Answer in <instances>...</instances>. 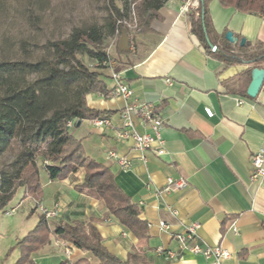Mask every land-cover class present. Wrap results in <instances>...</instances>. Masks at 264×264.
<instances>
[{
  "label": "crops",
  "instance_id": "crops-1",
  "mask_svg": "<svg viewBox=\"0 0 264 264\" xmlns=\"http://www.w3.org/2000/svg\"><path fill=\"white\" fill-rule=\"evenodd\" d=\"M183 5L182 0H168L152 23L151 33L132 35L128 53L116 50L111 54L112 69L133 89L134 97L154 105L164 116L165 154L139 153L132 141L119 142L115 130H99L91 121H82L72 131L86 156L109 167L116 185L142 209L148 237L138 240L107 210L103 200L75 190L74 186L83 183L84 170L63 181H51L42 170L40 203L26 197L24 189L17 192L23 197L18 207L30 202L32 210L25 215L31 227L23 238L44 217L39 206L58 207V218L44 217L52 229L63 223L93 221L103 245L121 261L134 254L141 264H210L189 252L169 261L155 254L159 248L179 252L175 237L186 225L196 223L202 244L231 254L223 264H264V180H251V157L264 151V86L256 99L244 95L252 81V75H245L249 66L227 67L207 56L191 34ZM209 13L218 34L232 32L252 45L264 44L262 16L225 7L219 0L210 3ZM103 75L111 92V69ZM86 103L101 117L111 119L115 128L120 126L118 115L126 105L124 99L111 93L108 97L90 94ZM109 151L129 159L131 170L122 171L116 161L108 160ZM169 179H182L188 186L165 192ZM162 222L170 226L168 231L161 229ZM232 223L237 233L229 230ZM65 246L72 247L51 235L48 245L32 258L35 264H61L67 260ZM72 253L70 264L82 259L97 263L87 252L74 249Z\"/></svg>",
  "mask_w": 264,
  "mask_h": 264
},
{
  "label": "trees",
  "instance_id": "trees-1",
  "mask_svg": "<svg viewBox=\"0 0 264 264\" xmlns=\"http://www.w3.org/2000/svg\"><path fill=\"white\" fill-rule=\"evenodd\" d=\"M99 1L105 3L103 25L93 21L74 27L66 38L45 44L39 56L23 41L20 50L25 54L24 59L0 60V160L12 154V160L3 162L0 168V211L9 206L20 189L25 190L26 197L40 203L42 170L51 181H63L84 170L83 183L74 186L75 190L103 200L122 227L143 240L148 237V224L141 219L142 209L116 185L109 167L86 156L82 142L75 139L68 125L73 123L76 127L78 121L101 117V113L88 107L87 96L108 97L112 92L102 81L112 62L104 46L107 35L119 40L124 31L129 38L134 34L151 33L152 23L159 18L168 0ZM212 1L199 0L198 8L189 13L191 34L207 56L227 67L249 66L250 70L245 73L249 77L254 69L264 70L263 43L247 42L244 47H233L225 39L227 32L220 35L215 31L209 13ZM219 1L225 7L264 18V0ZM15 4H28L42 11L46 0H0V17ZM31 17L32 25L38 27L40 18ZM84 57L90 58L92 64H84ZM247 91L244 89V95ZM95 227L90 221L88 224H58L52 229L41 217L34 230L18 242L20 259L16 264H35L33 254L48 245L51 235L97 260L92 263L82 259L74 264H141L134 254L126 261L111 255Z\"/></svg>",
  "mask_w": 264,
  "mask_h": 264
},
{
  "label": "rangeland",
  "instance_id": "rangeland-1",
  "mask_svg": "<svg viewBox=\"0 0 264 264\" xmlns=\"http://www.w3.org/2000/svg\"><path fill=\"white\" fill-rule=\"evenodd\" d=\"M105 14V3L99 0H46L42 11L28 4L12 5L4 16L0 17V60L24 59L25 54L20 50V43L23 41L28 42L29 50L39 56L43 53L45 44L61 37L66 38L74 27L93 21L103 25ZM31 16L40 18L37 21L38 27L30 22ZM118 42V39L107 35L104 46L110 56L117 50ZM37 45L38 49L35 48ZM83 62L86 65L92 64L88 57H84ZM11 160L12 154L4 156L0 160V168L3 162L9 163ZM16 195L9 206L0 211V264L18 262L20 259L18 240L21 241L31 227L25 216L32 212L31 204L25 202L18 207L23 197H20V193ZM13 208L16 213L13 216H5L6 211Z\"/></svg>",
  "mask_w": 264,
  "mask_h": 264
},
{
  "label": "built area",
  "instance_id": "built-area-1",
  "mask_svg": "<svg viewBox=\"0 0 264 264\" xmlns=\"http://www.w3.org/2000/svg\"><path fill=\"white\" fill-rule=\"evenodd\" d=\"M199 6V0H188L182 7V13L189 14L195 11ZM111 69V78L113 81V87L111 96L120 97L125 100V107L119 113L120 126L115 128L113 122L109 118L100 117L91 121L94 127L103 130H115L116 139L119 142L132 141L134 149L139 153L153 152L156 156L161 157L165 154V141L162 137V131L165 127L164 116L155 108L154 105L143 103L134 97V91L126 83L120 73L115 72L112 69L111 63L109 64ZM209 112V111H208ZM209 116H212L210 111ZM74 129L75 125L70 123L68 125ZM141 128L143 132L139 131ZM108 160H113L118 163L122 171L131 170V163L126 157L120 156L117 152L109 151L106 155ZM252 163V175L251 180L254 182H260L264 180V151H260L251 157ZM188 186L186 181L179 179H169L168 186L164 190L167 191H180L184 190ZM39 210L46 219L58 218L60 211L58 207L53 209H46L43 206H39ZM16 213L15 209L6 211L5 216H13ZM175 214V212H173ZM161 229L168 231L170 226L167 223L162 222L159 224ZM200 226L196 223L186 225L185 230L180 235L176 236V240L179 243V252L166 250L159 248L155 251L157 257L163 258L165 261L174 260L180 256V253L189 252L193 255H200L210 262V264H223L227 259L231 257V254L221 247H210L201 243L199 239ZM230 231L237 233V229L234 223L231 224ZM67 262L70 264L72 261V255L74 249L70 246H65Z\"/></svg>",
  "mask_w": 264,
  "mask_h": 264
},
{
  "label": "water",
  "instance_id": "water-1",
  "mask_svg": "<svg viewBox=\"0 0 264 264\" xmlns=\"http://www.w3.org/2000/svg\"><path fill=\"white\" fill-rule=\"evenodd\" d=\"M225 39L229 44L233 46L239 45L241 47H244L247 43L246 39L244 38L239 39L232 32H227L225 35ZM116 47L118 48V51L120 53H128L130 51L131 41L127 32L124 31L121 34V37L118 42V46ZM211 48L215 50L214 47L211 46ZM263 86H264V70L254 69L252 71V81L250 82V86L247 91L248 97L250 99H256L259 96ZM81 122L82 121L77 122L76 124L77 128L81 126Z\"/></svg>",
  "mask_w": 264,
  "mask_h": 264
}]
</instances>
